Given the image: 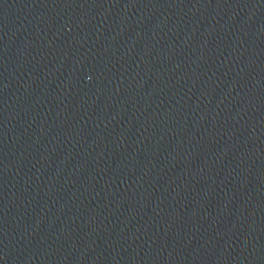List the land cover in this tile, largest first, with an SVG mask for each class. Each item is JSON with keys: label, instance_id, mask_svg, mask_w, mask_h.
Returning a JSON list of instances; mask_svg holds the SVG:
<instances>
[{"label": "water", "instance_id": "1", "mask_svg": "<svg viewBox=\"0 0 264 264\" xmlns=\"http://www.w3.org/2000/svg\"><path fill=\"white\" fill-rule=\"evenodd\" d=\"M0 264H264V0H0Z\"/></svg>", "mask_w": 264, "mask_h": 264}]
</instances>
